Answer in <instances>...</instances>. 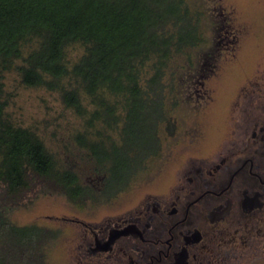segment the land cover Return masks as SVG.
I'll return each mask as SVG.
<instances>
[{"label": "trees", "instance_id": "1", "mask_svg": "<svg viewBox=\"0 0 264 264\" xmlns=\"http://www.w3.org/2000/svg\"><path fill=\"white\" fill-rule=\"evenodd\" d=\"M199 19L187 0H0V187H19L34 173L73 203L110 199L145 164L160 161V133L175 127L169 114L178 106L166 94L186 92L182 71L204 43ZM75 45L82 54L70 62ZM11 71L25 87L58 91L84 119L76 140L92 162L91 179L59 163L34 131L9 118L3 80ZM40 239L36 226L0 217V264H11L17 251L23 259Z\"/></svg>", "mask_w": 264, "mask_h": 264}, {"label": "rangeland", "instance_id": "2", "mask_svg": "<svg viewBox=\"0 0 264 264\" xmlns=\"http://www.w3.org/2000/svg\"><path fill=\"white\" fill-rule=\"evenodd\" d=\"M187 1L192 11L200 14L199 30L204 43L193 50L191 67L182 71L186 88L183 97L177 91L166 94L175 95L178 106L169 114L175 127L160 133L165 136L164 162L149 161L123 191L110 199L99 197L96 201L73 203L59 185L34 173H28L19 187H0V217L19 227L36 226L41 232L35 248L24 253L23 259L17 251L11 264H77L67 241L73 227L63 219L96 220L134 201L171 172L180 157L195 154L227 131L240 88L264 65V0ZM209 10L213 11L216 25L205 14ZM211 26L216 27V42L227 36V45L212 48ZM81 54L79 45L68 49L70 62ZM3 81L9 118L34 131L59 163L72 165L82 179H91L87 163L91 168L92 162H86V151L76 140L85 131L84 119L62 103L58 91L25 87L15 71L6 73ZM105 135L116 140L110 130Z\"/></svg>", "mask_w": 264, "mask_h": 264}, {"label": "flooded vegetation", "instance_id": "3", "mask_svg": "<svg viewBox=\"0 0 264 264\" xmlns=\"http://www.w3.org/2000/svg\"><path fill=\"white\" fill-rule=\"evenodd\" d=\"M206 14L216 25L213 11ZM215 29L212 48L227 45V36L216 42ZM260 67L240 88L222 136L180 157L154 188L115 211L63 219L73 227L67 241L77 264H264Z\"/></svg>", "mask_w": 264, "mask_h": 264}]
</instances>
